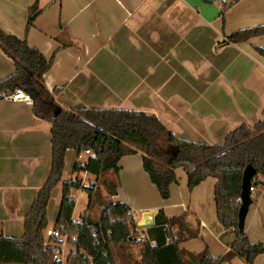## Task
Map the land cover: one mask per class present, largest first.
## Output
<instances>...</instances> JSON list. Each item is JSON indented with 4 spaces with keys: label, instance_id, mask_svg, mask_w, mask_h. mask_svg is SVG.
Masks as SVG:
<instances>
[{
    "label": "crops",
    "instance_id": "1",
    "mask_svg": "<svg viewBox=\"0 0 264 264\" xmlns=\"http://www.w3.org/2000/svg\"><path fill=\"white\" fill-rule=\"evenodd\" d=\"M34 1L0 0V29L52 59L42 79L49 92L57 90L54 101L62 110L145 113L178 139L210 146L241 124L264 121V34L229 41L264 26V0H37L41 13L27 28ZM224 5L229 6L221 14ZM13 73L12 60L0 49V81ZM50 128L32 105L0 96V236L23 235L24 218L51 171ZM89 157L67 150L61 182L78 179L86 186L90 177L89 184L116 183V194L108 199L130 208L134 232L151 227L161 209L167 218L186 214L190 229H198L196 238L179 245L187 252L207 247L218 257L234 241L216 219L214 178L189 191L185 172L177 169L178 182L163 200L142 168L140 153L123 156L117 175L108 171L97 179L73 172L75 163L83 165ZM255 182L253 199L260 194L262 203L264 176ZM60 199L61 183L47 206L49 229ZM144 213L152 215V224H141ZM245 234L264 244V235L251 232L250 224Z\"/></svg>",
    "mask_w": 264,
    "mask_h": 264
},
{
    "label": "trees",
    "instance_id": "2",
    "mask_svg": "<svg viewBox=\"0 0 264 264\" xmlns=\"http://www.w3.org/2000/svg\"><path fill=\"white\" fill-rule=\"evenodd\" d=\"M228 6H223L221 14ZM40 13L35 0L29 9L27 28ZM263 34L264 26L241 32L229 41L243 42ZM0 49L14 64V73L0 81V96L16 89L23 91L32 100L34 115L51 125L49 177L24 218L22 237L0 236V264H60L53 259L51 245L60 242L53 238L45 241L43 235L48 228L47 206L59 183L61 199L54 227L64 226L74 247L66 264L131 263L126 245H133L137 240L131 231L135 222L130 208L105 199L99 194L96 182L88 186L81 185L78 179L61 182L67 150H74L78 155L90 152L92 155L83 165L74 164L73 172L87 173L96 179L108 171L117 175L118 162L123 156L140 153L142 168L163 200L170 197V185L178 182L177 169L185 172L189 191L207 178L216 180L213 188L216 219L234 235L228 250L214 257L207 247L199 253L181 249L180 243L196 238L198 229H190L186 214L167 218L160 209L155 213L153 225L142 232L141 250L134 264H223L235 258L253 264L264 252L260 242L252 243L244 227L239 228L237 217L244 169L251 166L256 171L251 180L253 187L258 185L255 178L264 176V121L252 127L241 124L221 144L210 146L178 139L155 116L145 113L115 109L62 110L54 101L57 90L49 92L42 79L50 70L52 59H45L25 39L1 29ZM260 53L264 56V51ZM103 185L107 198L116 194V183ZM72 190H81L88 197L87 210L78 222L71 219L75 207ZM93 206L103 207L98 220L90 216Z\"/></svg>",
    "mask_w": 264,
    "mask_h": 264
},
{
    "label": "rangeland",
    "instance_id": "3",
    "mask_svg": "<svg viewBox=\"0 0 264 264\" xmlns=\"http://www.w3.org/2000/svg\"><path fill=\"white\" fill-rule=\"evenodd\" d=\"M104 178L106 180H108L110 177H109L108 174H105ZM90 181H91V178L88 177V180L85 181L86 186L89 185ZM97 186H98L97 188L99 190V194L103 195V197L105 199L109 200L107 198L106 189H105L104 185L102 184V182L98 183ZM73 193H74V198H75V208H74V211H73V214H72V216H73L72 218H73V221L78 222V221H80V219L83 216L84 212L87 210L88 197H87V194L85 192H82V191H78L77 190L75 192L73 191ZM259 193H261V195L264 196V193H262V189L261 188L259 190ZM259 195L256 194L254 199H253V196L250 195V198L252 200H254V202H253L252 206H250V210H249V212H248V214H247V216L245 218L244 229H246L247 226L250 224V231L253 232L255 235H257L259 237H263V235H264V199H263V202L261 203L262 200H260V196ZM100 200H101L100 202H103L102 198ZM95 204H96V202H95ZM93 207L94 208H92V210L89 212L90 216H91L92 219L98 220L100 215H101V211H102L103 207H98V206H93ZM254 210L259 211V215L256 214L257 213L256 211L254 213ZM137 219H138V217H137ZM134 222H135V220H134ZM135 228H136V222H135ZM133 229H134V227L131 229V231H133ZM132 234H133L134 238L137 240V242L135 244H133V245H126L127 251L130 253V255L132 257V258H130V262H131L130 264H134L133 263L134 260L139 258V254H140V250H141L140 241H141V238H142V233L141 232H133ZM69 237H70V235H69ZM44 239H45V241L48 240V238H46L45 236H44ZM70 240L71 239L68 240V242L66 243V246L64 248L65 249V256H66L65 258L63 257L64 260L67 259V255L69 254V252L74 250V247L71 245ZM261 241L262 240L255 241V242L252 241V242L258 243V242H261ZM261 244L264 247V244L262 242H261ZM51 245L54 248L58 247V244H55V243H53ZM263 254H264V252H263ZM257 258H255V259H257L258 261L254 260L253 264H264V255L261 256V254H260V256L259 255L257 256ZM231 264H245V263H244V261L236 258V259L233 260V262Z\"/></svg>",
    "mask_w": 264,
    "mask_h": 264
},
{
    "label": "built area",
    "instance_id": "4",
    "mask_svg": "<svg viewBox=\"0 0 264 264\" xmlns=\"http://www.w3.org/2000/svg\"><path fill=\"white\" fill-rule=\"evenodd\" d=\"M4 97L12 100V101H17V102H24L28 105H32V100L31 98L25 94L23 91L16 89L13 93L11 94H2ZM86 154H90V156L92 155L90 152L86 151ZM255 194V187L252 186V182L250 185V195L254 196ZM94 234V232H93ZM96 234V232H95ZM43 235L46 238H53L57 241H59L60 243L58 244L57 248H54L52 246V253H53V259L56 261H59L60 264H66V260L63 259V257L65 258V246L66 243L68 242L69 237V231L64 227V226H57V227H53L51 229L47 228L45 229V231L43 232ZM74 239V237L72 238ZM96 240V239H95ZM98 242V238L96 240ZM68 256V255H67Z\"/></svg>",
    "mask_w": 264,
    "mask_h": 264
},
{
    "label": "water",
    "instance_id": "5",
    "mask_svg": "<svg viewBox=\"0 0 264 264\" xmlns=\"http://www.w3.org/2000/svg\"><path fill=\"white\" fill-rule=\"evenodd\" d=\"M256 171L251 166H247L243 171L242 176V185H241V193L239 198V209H238V226L240 229L244 227V221L248 212V208L250 204L252 203V200L250 198V185L251 180L255 176ZM145 219V222L141 223L144 226H148V224L153 223L152 215L150 213H144L143 214Z\"/></svg>",
    "mask_w": 264,
    "mask_h": 264
}]
</instances>
